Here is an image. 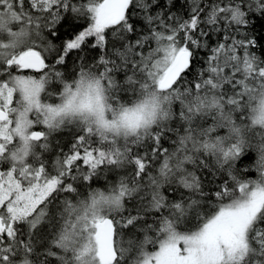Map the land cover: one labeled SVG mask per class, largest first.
Returning a JSON list of instances; mask_svg holds the SVG:
<instances>
[{"label":"snow or ice","instance_id":"6c2138e0","mask_svg":"<svg viewBox=\"0 0 264 264\" xmlns=\"http://www.w3.org/2000/svg\"><path fill=\"white\" fill-rule=\"evenodd\" d=\"M258 21L264 0H0V264H264Z\"/></svg>","mask_w":264,"mask_h":264},{"label":"trees","instance_id":"16d2710c","mask_svg":"<svg viewBox=\"0 0 264 264\" xmlns=\"http://www.w3.org/2000/svg\"><path fill=\"white\" fill-rule=\"evenodd\" d=\"M261 30H264V22L258 21L257 25H256V31L260 32ZM35 129L36 130H44L42 126H37ZM252 159H253L252 156H249L246 158V162L251 163ZM248 175L255 178L256 174H255V172H249ZM102 184H103V182L101 181L97 186H102Z\"/></svg>","mask_w":264,"mask_h":264},{"label":"rangeland","instance_id":"374dc122","mask_svg":"<svg viewBox=\"0 0 264 264\" xmlns=\"http://www.w3.org/2000/svg\"><path fill=\"white\" fill-rule=\"evenodd\" d=\"M34 130H36V129H34Z\"/></svg>","mask_w":264,"mask_h":264}]
</instances>
